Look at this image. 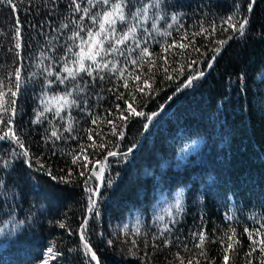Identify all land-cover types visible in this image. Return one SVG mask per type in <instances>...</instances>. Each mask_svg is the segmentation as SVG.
<instances>
[{
    "label": "trees",
    "instance_id": "16d2710c",
    "mask_svg": "<svg viewBox=\"0 0 264 264\" xmlns=\"http://www.w3.org/2000/svg\"><path fill=\"white\" fill-rule=\"evenodd\" d=\"M13 2L18 4L15 11L0 5V79L15 90L13 73L21 68L20 91L10 97L16 100L12 127L33 159L32 167H28L19 155L23 149L11 140H0V179L4 181L0 188V228L4 230L0 233V264H41L53 244L63 254L53 264H95L84 254L80 240V226L85 219L86 235L100 264H179L177 253L185 258V264L188 258L200 264H223L219 238L230 228H235L240 245L237 252H229V264H246L248 260L259 264V245L251 257L245 256L251 251L245 229L254 231L264 224V0H255L251 12L245 10L250 0H162V7L150 8L147 23L138 24L137 30L141 47L147 40L146 46L153 54L144 58L155 62L151 72L148 64L139 66L140 49L129 52L135 48V41L130 39L117 45L119 51L97 57L100 62L118 61L117 69H125L124 79L118 70L101 69L93 71L92 76L81 72L77 80L69 78L64 83L57 74L67 76L65 64L76 68L73 53L79 51L80 44L79 39L69 37L81 27L84 31L80 35L85 38L88 29L96 31L98 25L90 17L108 6L91 7L88 0H77L81 9H91L85 15L82 10H74L72 0ZM145 3L155 0H129L126 12ZM237 4L249 21L246 32L222 48L207 72L215 55L210 50L216 46L214 41L226 38L231 30L208 37L192 34L201 25L209 28L213 22L221 24L237 11ZM158 15L165 18L156 20ZM17 18L20 25H15ZM135 23L129 17L128 24ZM65 24L67 27H62ZM128 24L117 23V35ZM14 25L21 27L24 46L20 50L14 48ZM165 31L172 35L159 34ZM185 33L188 40L182 39ZM189 40L194 47L162 51L173 41L187 45ZM132 59L138 64H132ZM85 63L95 68L91 61ZM46 69L53 75L49 76ZM201 71L207 73L191 87L184 86L189 76ZM140 74L142 79L151 77L152 88L143 96L136 93L133 106L146 113L164 106L148 132L143 129L142 118L130 117L127 122L118 119L127 105L117 96L123 94L131 102L129 92H135L138 83L133 77ZM124 80L129 89L122 86ZM77 83L87 85L86 91H74ZM66 92H72L70 99L77 100L79 107H64L57 116L52 102V111L45 112L40 123H34L37 113L43 111L42 101ZM108 120L124 132L122 139L112 135ZM69 123L70 132L65 131ZM6 129L7 125H0V134ZM54 129L60 139L51 137ZM89 130L92 140L88 139ZM93 141L104 143L106 148H88L92 161L103 160L108 150L126 152L134 146L126 160L108 157L104 181L94 196L98 216L95 210L87 211L90 193L85 178L90 173L72 164V155ZM3 161H9L10 166L4 167ZM92 166L89 163L87 168ZM49 170L51 175L47 174ZM98 183L92 179L88 187L97 189ZM179 193H183V211L177 216L172 206ZM169 208L172 217L167 214ZM159 216L163 220L157 219ZM60 223L66 227H59ZM165 226L171 231L160 237ZM136 228L140 229L139 235L135 234ZM201 231L208 238L207 259L195 247L198 240L193 233ZM253 238L258 241L261 236ZM165 239L171 243L165 245Z\"/></svg>",
    "mask_w": 264,
    "mask_h": 264
},
{
    "label": "snow or ice",
    "instance_id": "6c2138e0",
    "mask_svg": "<svg viewBox=\"0 0 264 264\" xmlns=\"http://www.w3.org/2000/svg\"><path fill=\"white\" fill-rule=\"evenodd\" d=\"M73 5L75 6V11H83L85 15H88L91 11L90 8L86 7L81 9V6L79 3H77V0H72ZM255 3V0H250V2L246 6V11L251 12L253 10V4ZM88 4L91 7H95L97 4H103L108 6L107 10L96 13L90 17L92 20L93 24H97L98 28L96 31H92L91 29H88L87 31V38L82 37L80 35V32L84 31V29L81 27L80 31L74 32L72 36L69 37V39H79L80 44L77 45V48H79L78 52L73 53V55L76 57L75 60L72 61V64L76 65V68L69 67L67 64H65L63 71L67 73L66 77L61 78L59 74H57V79L60 80V83H64L66 79H72L73 81L77 80V77L81 72H87L88 76L93 75V71H99L101 69H108L111 72H116L117 69V62H112V61H104L100 62L97 60V57L101 56V53L104 55H109L111 53L119 51L117 48V45H123L130 39L135 41V48L130 49L129 52L135 51L136 49H140L139 52V66L143 67L144 64H148L149 68L148 71L151 72L152 68L155 66V62L151 59L145 60V57L150 58L153 54L149 51L147 45V40H144V47H141V40L137 39V30H138V24L141 23H147L149 19V9L150 8H156L160 9L162 7V0H155V3H145L143 4L142 7L136 8L135 11L131 12H126V9L128 8L129 5V0H88ZM0 5H5L12 9L13 11L17 10L18 4L14 3L13 0H0ZM237 11L233 14L228 16L226 19H224L221 24L217 25L215 22H213L209 28H205L203 25H201L200 30L198 32L193 33V36H200L204 35L206 37L208 36H213L217 31L223 35L224 33H229V30H231L230 34L227 35L226 38L223 39H216L214 41L215 47L210 49L215 53L211 57V60L214 61L216 59V56L219 55L221 52L222 48L228 44V42L232 39H234L237 35L239 36H244L247 25L249 23L247 16H242L240 13V5L237 4L235 5ZM129 17H131L133 20H136L137 23L135 24H128ZM142 18V20H141ZM165 17L163 15H158L156 16V20H163ZM83 19V17H81ZM172 20L174 22L177 21V17L175 15L172 16ZM20 20L17 18L15 20V25H20ZM117 23L120 24H128L127 28L125 31H123L121 34L117 35V29L116 25ZM14 25V35H13V40L15 41L14 43V48L17 50H20L23 48L22 44V36H21V27L15 26ZM62 27H67V25H62ZM152 28L155 30L156 29V24L153 23ZM168 28H172V24H168ZM145 32L148 31L147 28L144 29ZM3 33H0L2 35ZM160 35L163 36H171L172 33L165 31V32H160ZM184 40H188V34L185 33V35L182 37ZM109 43V47L105 48V42ZM189 46L192 45V41L189 40V43L186 45L182 42H177L173 41L172 43L168 44L167 46L163 47L162 51L167 53L169 49L172 48H179V49H186ZM197 50L198 49H195ZM11 51V49L9 50ZM68 51H72L71 48L68 49ZM121 55H124L123 52H120ZM183 54V53H181ZM16 56L19 58L20 57V52L17 51ZM162 59H165V62H167L166 57H161ZM85 61H91L93 65H95V68H92L91 65H86ZM132 64H138L137 59H132L131 60ZM195 63V61H193ZM111 65V67H109ZM208 67L211 68L212 64L211 62L208 63ZM183 68V66H181ZM47 71V74L49 76L53 75L51 71ZM119 75L121 79H124V74H125V69H119ZM165 72H167V69H165ZM15 76V84H14V89L12 86L6 85L5 81L3 79H0V125H7V129L3 131V134H0V140H11L15 144L18 145L20 149H23L21 153H19L20 156L24 157L25 163L28 164V167H32L31 160L33 157L30 154V151L25 147V144L23 141L20 139L19 135L16 133L14 128L12 127L13 125V120L16 115V108L14 105L16 104L15 99H11L10 97H16L17 94L20 91L21 88V68L18 67L15 72L13 73ZM142 75H135L133 77V80L138 82L134 85L135 87V92L130 91L129 96L131 97V102L128 99H125L123 94L118 95L117 99L118 100H124V103L127 105V107L123 110L120 111L118 119L121 121L127 122L130 117H135V118H142L145 123L143 124V129L145 132H148L150 127L153 126V122L156 120L157 117L161 115V113L164 111V106L160 107V110L157 112H151V113H146L143 110H137L136 107L133 105L136 102V93H139L141 96L145 94V91L148 89L152 88V84L150 83L151 77L146 76L145 78L142 79ZM204 73L201 71L195 75H191L186 79L185 87H191L194 83L195 80L199 79L202 77ZM168 79H171V76L167 77ZM101 80L104 79L103 76L100 77ZM51 83V81H49ZM125 89H129V83L127 80H124V83L122 85ZM87 85L84 87H81L79 83H77L74 86V91L79 90V92H85L86 91ZM5 88H7V91H5ZM179 90V89H178ZM72 96V92H66L64 95L61 96H55L51 97L47 101H42L44 103V108L43 111H40L37 113L36 119L34 123H40L41 118L44 116L45 112L52 111V107L49 105L52 104L53 101H55V106H56V115L58 116L60 114V111L63 110L64 107H72V106H77L79 107V104L77 103V100L75 99H70ZM171 99V97H169ZM86 103V101H85ZM117 108H119V105H117ZM7 115V120H5V116ZM93 124L97 123L96 119L92 120ZM107 123L112 126V135L119 136L121 139L124 136L123 131L117 130V125L112 121L108 120ZM126 126V124L124 125ZM65 131H72V124L69 123L68 127L65 128ZM51 137H55L56 139H60V135L58 134L57 130H52L51 131ZM88 139L92 140V130H89L88 133ZM88 148H99V149H105L106 145L104 143H99L96 144L95 141H93V144L88 145L87 147L81 146L79 154H73L72 155V164L73 165H78L84 169H86L90 175H88L85 178V186L87 187V191L90 193L88 197V208L87 211L88 213H92L94 210L96 211V215H99L98 210L96 209V200L94 199V196L98 192L97 189H93L91 187H88L89 181L92 179H95L97 181L103 182L104 181V173L108 169L109 164H108V157H121L123 159H127V157L133 153L134 151V146L128 148L126 152H117V151H111L108 150L106 152V155L104 156L103 160H89L88 155H87V149ZM17 154L13 152V156H16ZM84 161V162H82ZM37 163L39 161L37 160ZM91 163L93 166L91 169L87 168V165ZM4 167H9L10 162L9 161H3ZM98 166V167H97ZM41 168L44 167L43 164L40 165ZM48 175H51V171L49 170ZM71 174V173H69ZM81 176L85 175L84 171L80 172ZM55 179V177H53ZM112 181L109 180L108 184L111 186ZM4 186V181L0 179V188ZM183 193H179L176 197V202L172 206L176 209V215L178 216L182 211V204H181V199H182ZM167 214L172 217L173 212L171 208L167 210ZM159 220H163V216L157 217ZM229 220L232 219L231 216L228 217ZM173 222H175V219H173ZM87 226L88 222L87 219H85L84 223L80 226V240L82 242L84 254L89 257L90 261H95V264H100L97 254L95 251H93L92 245L90 244L88 238H87ZM59 227L65 228L66 225L64 223H60ZM264 224L261 225L260 228L255 229L254 231H250L249 229H245V232L248 234V239L251 240V251L245 253V256L251 257L252 253L256 251V246L259 245V251H260V258H259V264H264ZM4 230L0 228V233H2ZM125 231L127 229L125 228ZM171 229L165 226L161 232H160V237L164 236L165 232H170ZM140 229L136 228L135 234L139 235ZM194 237L197 238L198 243L195 245L196 248L200 249L199 255L201 257H204L207 259V253L205 251V243L207 241V235L204 231H201L199 233H193ZM254 235H259L261 236L260 240L254 239ZM159 238V237H158ZM215 243L216 241H212ZM109 243H112V241H109ZM131 243L133 246L136 245V241L132 240ZM165 245L170 244L171 241L165 239L164 240ZM219 243L223 246V264H229V252H237L238 251V246L240 245V240L238 239L236 235V230L235 228H230L228 232L224 234V236L219 238ZM61 255H63L61 252L57 251L55 248V245L53 244L52 246L48 247L45 253L44 258L41 261V264H53L54 261H56ZM176 259L179 261V264H185V258L181 257L178 253L176 254ZM187 264H200L199 260H194L193 258H188ZM210 264H214V262H210ZM246 264H251V260L246 261Z\"/></svg>",
    "mask_w": 264,
    "mask_h": 264
},
{
    "label": "water",
    "instance_id": "95a60500",
    "mask_svg": "<svg viewBox=\"0 0 264 264\" xmlns=\"http://www.w3.org/2000/svg\"><path fill=\"white\" fill-rule=\"evenodd\" d=\"M230 41H231V40H230ZM230 41H229V42H230ZM229 42H228V43H229ZM221 51H222V50H221ZM211 64L213 65V61H211ZM209 69H210V68H208L207 72L209 71ZM207 72H206V73H207ZM206 73H205V74H206ZM205 74H204V75H205ZM104 174H105V173H104ZM101 183H102V182H100V181H99V183H98V186H97V188H98V192H99V189H100ZM98 192H97V193H98ZM96 195H97V194H96ZM96 195H95V196H96ZM94 263H95V261H94Z\"/></svg>",
    "mask_w": 264,
    "mask_h": 264
},
{
    "label": "rangeland",
    "instance_id": "374dc122",
    "mask_svg": "<svg viewBox=\"0 0 264 264\" xmlns=\"http://www.w3.org/2000/svg\"><path fill=\"white\" fill-rule=\"evenodd\" d=\"M53 102H55V101H53Z\"/></svg>",
    "mask_w": 264,
    "mask_h": 264
}]
</instances>
